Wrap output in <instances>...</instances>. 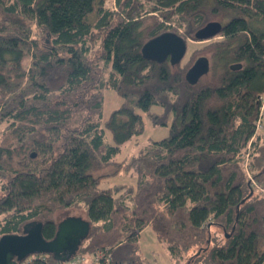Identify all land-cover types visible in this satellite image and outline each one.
Returning <instances> with one entry per match:
<instances>
[{"label": "trees", "instance_id": "16d2710c", "mask_svg": "<svg viewBox=\"0 0 264 264\" xmlns=\"http://www.w3.org/2000/svg\"><path fill=\"white\" fill-rule=\"evenodd\" d=\"M115 1L114 12L105 0H0V237L35 221L50 240V215L81 209L90 229L75 256L108 248L112 264H157L138 253L150 227L173 264H264V195L241 159L251 141L252 177L264 183V138L252 140L264 0ZM209 22L221 28L194 83L195 54L183 64L142 53L163 33L201 41ZM103 88L120 99L107 118ZM146 123L166 136L118 161ZM108 167L132 183L110 184ZM19 264L65 263L35 254Z\"/></svg>", "mask_w": 264, "mask_h": 264}, {"label": "water", "instance_id": "95a60500", "mask_svg": "<svg viewBox=\"0 0 264 264\" xmlns=\"http://www.w3.org/2000/svg\"><path fill=\"white\" fill-rule=\"evenodd\" d=\"M218 22H209L195 33L197 40H207L220 31ZM186 42L172 33H163L147 42L142 47L145 57L155 61L169 60L179 62L185 55ZM239 64L231 66L235 70ZM209 70V62L202 56L196 59L189 68L186 78L194 83ZM35 155L32 154L31 157ZM89 223L79 217H66L58 222L55 235L47 240L42 234L40 222H30L24 225L22 234H6L0 237V264H19V262L31 255L50 254L55 260L65 263L73 258L84 240L89 234Z\"/></svg>", "mask_w": 264, "mask_h": 264}, {"label": "rangeland", "instance_id": "374dc122", "mask_svg": "<svg viewBox=\"0 0 264 264\" xmlns=\"http://www.w3.org/2000/svg\"><path fill=\"white\" fill-rule=\"evenodd\" d=\"M104 7L110 11L115 12L117 10L116 1L115 0H105ZM209 41L210 40L194 41V40L189 39L188 44H187V50L182 60V63L183 64L186 63L190 59V56L193 54H195L194 55L195 59L201 55L209 57L207 53L201 52V50L203 49V46L207 44ZM102 92L104 95L103 117L107 118L111 110H113L119 105L120 99L118 98V96L115 95L114 92L108 91L106 88H103ZM166 134H167V129L163 127L153 128L151 125H149V123H146L145 136H139L136 140H131L130 142L125 144L121 148L117 156V160L122 161L123 159H127V157H129L130 155L135 154V152H138L141 148V145L143 143L146 144L148 142L147 141L148 138L159 139V138L166 136ZM116 170H117L116 167H108L104 169L101 173H107L110 175L108 177V181L110 184L132 183L133 179H131L132 178L131 173L126 174L122 170L120 172H115ZM250 173L251 172H249V174ZM254 181H256L255 178H254ZM257 184L260 185L264 189V183L261 184L260 182H258ZM252 189L264 195L263 191H260L259 189L253 186H252ZM66 217H80L81 219L86 220V215L81 209L58 210V211H55L52 215H50V218L53 219L56 223L62 221ZM211 231L213 234H216L219 237L218 238L219 240L222 239L223 237L222 230H220L219 228L212 227ZM86 241H84L82 245L85 244ZM137 245L139 247L138 253L140 254V257L144 260H147L149 262H155L157 264H173L174 263L170 255L168 254L166 247L164 246V244L160 243L157 240L154 232L152 231L150 227L145 228L138 235ZM104 249H108V248H104ZM100 250L102 249H97L96 251L89 253L88 256H85V257L88 260H91L93 257H95L96 252ZM77 256H81V255H77ZM77 256H74L73 258Z\"/></svg>", "mask_w": 264, "mask_h": 264}, {"label": "built area", "instance_id": "2783aa9c", "mask_svg": "<svg viewBox=\"0 0 264 264\" xmlns=\"http://www.w3.org/2000/svg\"><path fill=\"white\" fill-rule=\"evenodd\" d=\"M259 100V114L258 118L255 121V129H254V135L252 137L255 138V136H260V138H264V93L261 94L258 97ZM251 142V141H250ZM246 146V148L241 152V159H242V167L244 169V172L246 173L247 179L250 183V186L255 187L259 189L260 191L264 192V189L258 185L256 181H254V178L252 177L253 171H251L249 159H250V144ZM249 172H251L249 174ZM65 264H112V258L108 251V249H102L100 251H97L95 254V257H93L91 260H88L85 256H77L73 259H70Z\"/></svg>", "mask_w": 264, "mask_h": 264}]
</instances>
